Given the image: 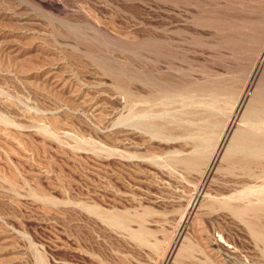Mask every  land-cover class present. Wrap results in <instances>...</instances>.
Here are the masks:
<instances>
[{
    "label": "rangeland",
    "instance_id": "obj_1",
    "mask_svg": "<svg viewBox=\"0 0 264 264\" xmlns=\"http://www.w3.org/2000/svg\"><path fill=\"white\" fill-rule=\"evenodd\" d=\"M263 107L264 0H0V264H264Z\"/></svg>",
    "mask_w": 264,
    "mask_h": 264
},
{
    "label": "bare ground",
    "instance_id": "obj_2",
    "mask_svg": "<svg viewBox=\"0 0 264 264\" xmlns=\"http://www.w3.org/2000/svg\"><path fill=\"white\" fill-rule=\"evenodd\" d=\"M263 54V53H262ZM264 108V107H263ZM247 110V109H246ZM257 111V110H255ZM260 111H262L260 109ZM254 112V111H253ZM248 114V113H247ZM256 114V113H255ZM254 115V114H253ZM231 123V120L228 121V126ZM205 144V143H204ZM233 145V144H232ZM241 147L244 149L247 154V159L245 163H250L251 161H260L261 158L264 159V135H255L248 139H243L241 143ZM206 149V148H205ZM203 151V150H202ZM192 153V152H191ZM206 153H209L206 151ZM208 156V155H207ZM205 153H193L190 156L184 157V160L190 165V166H201L202 163H205L206 160L209 159V156L207 157ZM211 157V156H210ZM214 159V156L212 157V160ZM181 160V159H180ZM182 161V160H181ZM210 161V160H209ZM188 166V165H187ZM252 207V206H251ZM247 210V208H237L236 211L240 213H244ZM260 238L264 241V232L257 233Z\"/></svg>",
    "mask_w": 264,
    "mask_h": 264
}]
</instances>
